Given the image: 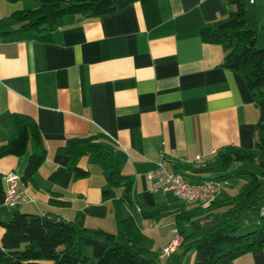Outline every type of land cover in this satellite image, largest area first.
I'll use <instances>...</instances> for the list:
<instances>
[{"label": "crops", "instance_id": "0c3cea01", "mask_svg": "<svg viewBox=\"0 0 264 264\" xmlns=\"http://www.w3.org/2000/svg\"><path fill=\"white\" fill-rule=\"evenodd\" d=\"M28 8L34 7L25 0H0V144L15 133L17 117L27 116L37 124L45 157L32 181L21 179L36 151L32 144L23 155L0 157L2 177L15 173L16 190L29 199L15 208L0 204V221L16 210L53 214L123 240L121 220L132 217L162 264H194L175 225L181 205L168 193H151L146 174L163 162L199 181L212 175L195 171L196 155L213 164L226 146L258 151L259 111L251 93L239 73L221 67L222 47L197 34L232 6L226 0H137L111 14L67 19L48 40L12 18ZM89 136L131 180L133 206L121 200L122 186L108 184L93 153L74 158L64 152L68 139ZM73 166L88 175L73 179ZM2 232L0 225V240ZM97 244L102 240L87 235L84 253ZM232 264H264V249Z\"/></svg>", "mask_w": 264, "mask_h": 264}, {"label": "trees", "instance_id": "16d2710c", "mask_svg": "<svg viewBox=\"0 0 264 264\" xmlns=\"http://www.w3.org/2000/svg\"><path fill=\"white\" fill-rule=\"evenodd\" d=\"M37 1L36 7L15 10L11 16L23 31L34 32L38 39L48 40L51 31L67 19L111 14L137 0ZM246 1H258L264 7V0H226L227 5L232 6L227 16L197 29L203 42L222 47L221 67L239 73L252 95L259 111L254 143L259 153L226 146L217 153L215 163H206L195 170L208 172L212 175L209 178L223 181L225 185L233 179L243 182L233 195L219 196L206 206L183 202L175 210V225L181 244L184 252H194V264H232L233 260L246 253L264 249V190L261 189V179L264 178V44L257 46L259 40L264 43V8L262 16L247 27ZM29 144L36 151L28 156L21 176L23 181L33 180L44 161L45 148L36 122L27 116H18L15 133L0 144V157L23 155ZM63 150L74 158L93 153L101 167L107 170L108 184L122 186L121 200L133 206L131 180L122 174L120 163L112 152L95 137L70 138ZM238 162H256L261 172L256 174L237 168L230 171V166ZM71 170L73 179L88 175L87 170L77 166ZM3 191L0 173V204ZM244 210L250 213L255 225L249 232L237 234L238 219ZM0 225L3 228L0 264H161L158 255H152L145 247L148 236L141 232L132 217L121 220L123 240H118L113 233L80 227L75 220L68 221L53 214L16 210L8 220L0 221ZM87 235L102 240V244L93 246L89 256L84 253Z\"/></svg>", "mask_w": 264, "mask_h": 264}, {"label": "built area", "instance_id": "2783aa9c", "mask_svg": "<svg viewBox=\"0 0 264 264\" xmlns=\"http://www.w3.org/2000/svg\"><path fill=\"white\" fill-rule=\"evenodd\" d=\"M192 165L195 168H202L206 165V160L202 156L196 155ZM17 178L18 176L13 172L4 174L2 177L5 182L2 204L8 208L18 207L29 201L27 195L16 190L15 180ZM146 179L151 193L165 192L187 205L206 206L212 203L220 196L225 185V182L213 178L191 181L181 172L168 169L163 162H159L156 168L147 172ZM177 242V237L172 239L170 244L160 252V255L169 252Z\"/></svg>", "mask_w": 264, "mask_h": 264}, {"label": "rangeland", "instance_id": "374dc122", "mask_svg": "<svg viewBox=\"0 0 264 264\" xmlns=\"http://www.w3.org/2000/svg\"><path fill=\"white\" fill-rule=\"evenodd\" d=\"M26 4L32 6V7H36L38 5V1L37 0H25ZM263 4L259 3L258 1H256L254 4L249 3L248 1H246L245 3V9H246V15H247V27H251L252 23L254 21H256L257 19H259L262 16L263 13ZM263 41L259 40L257 43L258 47H261L263 45ZM256 153H259V151H256ZM246 169L248 171L254 172L256 174H259L261 172V168L259 167V165L256 162H238V163H233L230 166V171H233L235 169ZM262 188L264 190V178L262 177ZM242 180H230L229 184H227L226 186L223 187V191H222V197H226L229 195H233L235 194L239 187L242 184ZM173 202L176 203V205H182L183 202L180 200L178 201L177 199L175 200L173 198ZM238 228L236 233L237 234H244L246 232H249L250 230H252L254 228L255 225V221L252 218V216L250 215V213L246 210L242 211L240 214V217L238 219ZM162 264V263H161Z\"/></svg>", "mask_w": 264, "mask_h": 264}, {"label": "water", "instance_id": "95a60500", "mask_svg": "<svg viewBox=\"0 0 264 264\" xmlns=\"http://www.w3.org/2000/svg\"><path fill=\"white\" fill-rule=\"evenodd\" d=\"M53 218H55V217H53Z\"/></svg>", "mask_w": 264, "mask_h": 264}]
</instances>
